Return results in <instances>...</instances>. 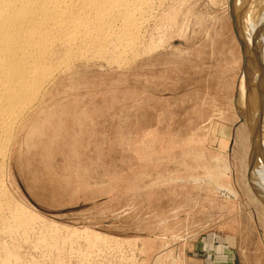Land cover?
<instances>
[{
	"label": "rangeland",
	"instance_id": "1",
	"mask_svg": "<svg viewBox=\"0 0 264 264\" xmlns=\"http://www.w3.org/2000/svg\"><path fill=\"white\" fill-rule=\"evenodd\" d=\"M161 1L136 55L74 63L25 114L0 188V264H264L241 117L259 0Z\"/></svg>",
	"mask_w": 264,
	"mask_h": 264
},
{
	"label": "bare ground",
	"instance_id": "2",
	"mask_svg": "<svg viewBox=\"0 0 264 264\" xmlns=\"http://www.w3.org/2000/svg\"><path fill=\"white\" fill-rule=\"evenodd\" d=\"M248 1L237 2L244 8ZM155 2L0 0V188L6 158L25 114L41 102L45 90L62 72H70L74 63L99 61L115 64L123 63L129 55L134 56L141 46L138 44L142 39V27L152 18ZM234 12L238 25L243 27L245 13L237 8ZM249 13L260 21L258 29L244 32V38L253 43H250L248 52V66L254 63L257 70L255 74L250 72L256 78L255 86L251 90L250 82L245 88L250 89V97L245 102L248 110H244L241 117L246 123L254 121V174L258 184H262L259 194L264 199V89H260L264 76L261 78L259 72L264 71L260 66H264V0H259ZM254 39L258 41L253 42Z\"/></svg>",
	"mask_w": 264,
	"mask_h": 264
}]
</instances>
